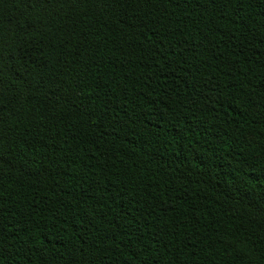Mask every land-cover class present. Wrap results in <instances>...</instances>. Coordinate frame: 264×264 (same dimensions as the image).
I'll use <instances>...</instances> for the list:
<instances>
[{"label": "trees", "instance_id": "1", "mask_svg": "<svg viewBox=\"0 0 264 264\" xmlns=\"http://www.w3.org/2000/svg\"><path fill=\"white\" fill-rule=\"evenodd\" d=\"M0 264H264V0H0Z\"/></svg>", "mask_w": 264, "mask_h": 264}]
</instances>
